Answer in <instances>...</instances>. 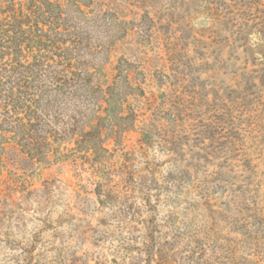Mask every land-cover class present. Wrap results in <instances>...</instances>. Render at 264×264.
Here are the masks:
<instances>
[{
    "label": "rangeland",
    "instance_id": "obj_1",
    "mask_svg": "<svg viewBox=\"0 0 264 264\" xmlns=\"http://www.w3.org/2000/svg\"><path fill=\"white\" fill-rule=\"evenodd\" d=\"M35 6L47 46L0 69L41 121L0 91V264H264V0H0L6 49Z\"/></svg>",
    "mask_w": 264,
    "mask_h": 264
},
{
    "label": "trees",
    "instance_id": "obj_2",
    "mask_svg": "<svg viewBox=\"0 0 264 264\" xmlns=\"http://www.w3.org/2000/svg\"><path fill=\"white\" fill-rule=\"evenodd\" d=\"M42 8V5H40L39 9ZM38 7H34L32 9H27V15L24 13V9L16 10L14 7H12L10 10L15 13V25L16 30L18 32L22 33V37L20 40V37H15L14 42H9V44L13 43V47L5 46L3 43L4 36L6 35V24L5 19L0 20V69L1 73H10L12 75L18 74L20 71H18L19 68H23V63L21 60L25 58V54L31 52L32 48L39 47L41 49H44L46 45V32L44 30V23L42 21H39L35 14L39 11ZM4 12H2L3 14ZM6 15V14H5ZM7 16V15H6ZM25 25H29V28H25ZM9 38H11L8 35ZM7 43V42H6ZM26 43L25 46L23 44ZM40 50V49H39ZM11 52V53H9ZM9 54H12L15 58V61L12 63H5L4 60L6 56L8 57ZM40 55H34V62L33 66L36 67V69L45 68V64L41 62V59L39 57ZM62 57L64 54L61 55ZM48 65V63H47ZM60 65L59 69L53 73V88H51V92L46 91L45 94H51L55 92L56 94L51 96L54 99H62L66 94L65 90L68 88L71 89H80L79 81L81 80V77L83 72H81L82 75L78 74V70L76 66L70 65L69 63L63 64V62H59L56 64V66ZM57 69V67H56ZM49 75V74H48ZM11 76H4L0 78V91L3 92L5 98L8 100H11L13 102L14 110L12 111L14 115H16V128L19 132L23 133L25 136L24 139L27 141H35L37 138L36 133L38 130H40L41 121L38 117H36V110L33 107L32 104V98H28L34 93L31 92V90L38 89V86L36 82H29L27 80L21 79H14L12 80ZM74 87V88H73ZM22 98V99H21ZM25 98V99H24ZM30 100V103H24L23 101ZM2 105H0V108ZM50 107L53 108L54 106L50 104ZM11 112L9 109H7V115H10ZM54 114V113H53ZM53 122H60L58 119V116L53 115L52 118ZM76 121V120H75ZM58 124V123H57ZM77 123L72 122L69 126H62L60 127V132L63 135L72 134L75 130H77L76 127H74ZM5 132H8L5 130ZM41 138V137H40ZM40 142L44 143H51V139L48 137H43L40 139ZM21 159V157H20ZM33 160L31 157H22V160ZM45 162H49L50 158L48 155H45L43 158ZM43 161V162H44Z\"/></svg>",
    "mask_w": 264,
    "mask_h": 264
}]
</instances>
